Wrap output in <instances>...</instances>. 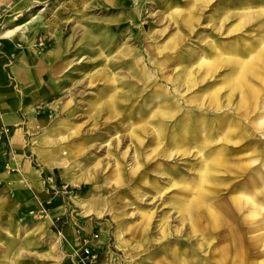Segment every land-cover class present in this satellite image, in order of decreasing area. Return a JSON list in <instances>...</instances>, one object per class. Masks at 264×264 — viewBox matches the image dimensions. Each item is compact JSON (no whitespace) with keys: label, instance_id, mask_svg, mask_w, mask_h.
Instances as JSON below:
<instances>
[{"label":"rangeland","instance_id":"obj_1","mask_svg":"<svg viewBox=\"0 0 264 264\" xmlns=\"http://www.w3.org/2000/svg\"><path fill=\"white\" fill-rule=\"evenodd\" d=\"M3 1L0 43L6 49L11 42L16 51L35 54L37 63L46 66L35 69L37 78L41 76L36 80L42 85L39 96H32L28 110L18 112L26 122L22 135L15 139L11 127L0 128V264H16L15 245L21 234L27 238L36 232L41 245L58 252V231L65 218L48 224L46 212H29L15 221L2 217L1 209L12 205L3 197L4 180L19 178L26 185L29 173L50 196L59 197L56 201L65 207V214L79 213L80 204L88 202L97 201L104 207L96 218L110 223V243L122 264H175L171 255L184 253L194 263L239 264L237 260L220 262L221 245L214 239L204 244L201 231L191 236L186 223L178 222V204L197 190L208 195L206 203L222 204L241 192L240 186L258 169L264 174V133L254 132L257 117L248 119L255 139L250 134L240 145L250 143L251 147L227 150L229 142L240 139L225 136L231 118L223 119L221 114L227 110L214 115L208 96L202 97L201 110L194 104H182L181 98L190 102L223 88L224 80L233 83L228 72L213 69L209 85L197 88L193 82L186 95L179 89L182 97L167 79L175 81L182 72L179 68L193 71L199 61L212 62L208 53L216 47L219 52L234 47L237 39L215 32L211 25L226 12L256 8L250 3L258 0ZM188 11H193L188 16L192 25L185 30L181 18ZM37 15L29 26L5 35ZM235 24L226 25L227 31ZM248 34H242L245 42L250 41ZM162 47L163 55L155 56L158 61L153 62L146 50ZM55 51L61 54L56 69L46 61ZM4 59L8 72L15 59ZM138 60H143L149 77H156V86L141 87ZM10 81L21 99L22 88ZM224 96L222 91L221 102ZM179 99L181 114L176 118H155L160 105ZM235 101L230 104L232 110ZM218 114L220 118L214 117ZM14 141H19L18 147ZM201 143L208 145L201 148ZM48 148L58 151L50 160L39 161L35 149ZM218 158L221 163L214 167L211 162ZM246 164L247 172L240 176L235 168ZM203 173L207 182L201 185L198 176ZM195 248L201 253H194ZM253 257L251 252L249 259Z\"/></svg>","mask_w":264,"mask_h":264},{"label":"bare ground","instance_id":"obj_2","mask_svg":"<svg viewBox=\"0 0 264 264\" xmlns=\"http://www.w3.org/2000/svg\"><path fill=\"white\" fill-rule=\"evenodd\" d=\"M3 2V0H0V5ZM250 4L255 5L254 7L257 9L250 8L251 10H246V8H243L240 11L226 12L217 23L211 25L212 30L215 32L219 34L226 32L227 38L234 37L237 39L234 47L226 49L224 52H219L216 47L215 52L208 53L213 57L212 62L199 61L198 67L193 71L179 68L178 71L182 72L177 77H174L175 81H172L170 77H168L170 79H167L172 85L173 91L182 97L179 89H183V95H186L191 92L194 86L193 82L197 83V88L209 85L210 79L213 78V69L226 71L230 76L232 75V78H230L233 83L228 79L224 80L223 88L214 89L205 95L202 94L190 102L184 101L181 98L182 104H194L196 109L201 110L202 97L208 96L210 111H213L214 115L217 111L227 110L221 114L223 119L231 118L229 122L230 126L225 136L232 138L235 136L240 137L236 142H229L231 144L230 148H225L231 151L234 148H238V146L244 147L246 150L251 147L252 144L250 143L240 145L241 139L246 136L249 137L250 134L251 137L253 136L252 139H255V135L250 133V121L248 119L257 117L255 119L256 130L254 132L264 133V0H258L257 3ZM191 12L188 11L182 18L180 17L185 30H190V25H192L191 19L188 17L189 14L191 15ZM37 17L38 15L32 16L27 23L16 27L5 35L29 26ZM232 22H236L235 26L227 31L226 25H230ZM247 31L250 33L247 35V38H250L249 42H245L243 39L246 36L242 35ZM182 41L183 39H179V42ZM29 45L33 47V42ZM164 50L165 47L159 49L148 48L146 53L149 56H153V62H157L158 57L156 58L155 56L160 57V55H163ZM136 65H138L137 72L141 80V87L147 88L153 86L156 82V77L154 75L153 78L149 77L148 68H146L143 60L136 61ZM222 91L225 93V96L221 102L220 94ZM234 98H237V102L235 101V108L232 110L230 104ZM174 101L176 103L172 102L175 104L160 105L159 108L161 110L155 118L166 120L167 116L168 118H176L181 114V111L177 109L180 99ZM229 110L231 113H227ZM214 117L220 118V115L218 114ZM198 145L202 148L208 144L201 143ZM65 154L63 153L61 156H66ZM217 162L221 163V159L218 158V160H214L211 164L217 167ZM231 168L234 167L231 166ZM235 169L240 170V176H243L247 172V164ZM206 182L205 173L200 174L198 176V183L204 185ZM240 187L242 189L241 192L222 204L218 202L215 204L211 202L206 203L208 195L201 193L199 190L182 198L178 204L180 207L178 222L183 221L186 223L191 236H194L196 231H201L204 244L209 243L212 239L215 240V244L219 243L221 245L219 256L222 258L220 262L228 263L237 260L239 264H264V174L258 169L254 172L252 179L246 181ZM103 209L104 207H100V204L96 202L92 212L100 216L104 211ZM164 224L167 225V223ZM119 237L120 235L117 237V241H119ZM199 246L201 245L199 244ZM198 249L195 248L194 253L200 252ZM251 252L254 253V257L249 259ZM184 255L182 257L173 254L171 255V260L175 264H199L200 261L191 262L192 259L189 260ZM209 255L210 253H208V259L210 258Z\"/></svg>","mask_w":264,"mask_h":264},{"label":"crops","instance_id":"obj_3","mask_svg":"<svg viewBox=\"0 0 264 264\" xmlns=\"http://www.w3.org/2000/svg\"><path fill=\"white\" fill-rule=\"evenodd\" d=\"M0 47V128L11 127L14 130V136L16 134L15 139H18L24 131L25 127L23 125L26 124L22 121L18 112L24 110V108L28 110L32 103V96H39L42 85L40 84L41 80L37 81L41 76L39 75L37 78L36 70H42V65L45 64L42 61L38 64V56L35 54L31 56L28 55L27 51L26 53L16 51L13 49L11 42L6 49L3 43H0ZM60 55V52L55 51L49 55L50 60L46 61H50V64L56 69L58 67L57 59ZM4 57L15 59L8 72L5 70L6 60ZM11 79L22 88L23 97L21 99L18 98L13 82L10 81ZM52 133L53 131L48 129L47 135ZM14 145L18 147L19 141H16ZM35 151L39 161H47L51 159L52 153L58 150L48 148L44 151L39 149H35ZM2 162L3 159L0 158V166ZM25 169L29 173L30 168L28 165ZM55 174L58 176L57 173ZM2 189L6 191L3 196L6 199L5 201H10V205L12 204L7 209H1L2 217H5L6 220L9 218L15 221L18 216L29 212H46L47 218L45 221L48 224L54 219L65 218L62 221L64 224L58 231L60 236V243L56 246L58 252L52 249L50 245L47 247L41 245L38 238H35L36 232L27 238H24V234H21L18 243L15 245L18 248L17 258L15 259L16 264H81L79 254L84 248H89L96 253V264H122L121 259L113 251L110 243V223L107 220H99V218H96L99 216L92 212L97 201L92 204L88 202L87 205L80 204L81 212L79 211V213L65 214V207L56 201L59 197L50 196L37 177L30 175V173L26 185L19 178H12L11 180H4ZM8 190L12 192L8 194ZM90 215L95 216L94 219L90 218ZM13 227H16L15 224H13Z\"/></svg>","mask_w":264,"mask_h":264},{"label":"built area","instance_id":"obj_4","mask_svg":"<svg viewBox=\"0 0 264 264\" xmlns=\"http://www.w3.org/2000/svg\"><path fill=\"white\" fill-rule=\"evenodd\" d=\"M43 44L39 41V46ZM79 261L81 264H96L97 263V255L89 248H84L79 254Z\"/></svg>","mask_w":264,"mask_h":264}]
</instances>
